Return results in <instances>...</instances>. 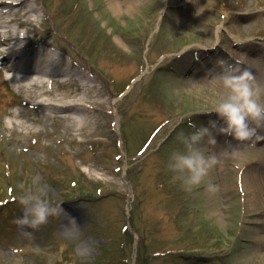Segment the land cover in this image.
Here are the masks:
<instances>
[{
  "label": "rangeland",
  "instance_id": "rangeland-1",
  "mask_svg": "<svg viewBox=\"0 0 264 264\" xmlns=\"http://www.w3.org/2000/svg\"><path fill=\"white\" fill-rule=\"evenodd\" d=\"M0 13V42L8 28L33 41L14 60L45 48L65 71L51 86L0 71V264H264V121L239 142L206 113L218 60L250 70L264 103V0H3ZM50 99L82 105L37 103ZM199 127L220 163L188 192L168 163ZM40 188L63 213L14 223Z\"/></svg>",
  "mask_w": 264,
  "mask_h": 264
},
{
  "label": "clouds",
  "instance_id": "clouds-1",
  "mask_svg": "<svg viewBox=\"0 0 264 264\" xmlns=\"http://www.w3.org/2000/svg\"><path fill=\"white\" fill-rule=\"evenodd\" d=\"M222 71L217 76L220 81L223 94L215 102L213 109L206 113L215 112L223 120L224 125L218 131L232 136L236 141L250 140L257 134V129L251 126V122L264 121V103L260 96L262 89L255 83L253 73L247 68L239 67L224 60H218ZM216 121L210 122L212 128H216ZM189 127H195L189 124ZM207 137V143L215 145L216 140L208 127H199L189 134L181 132L179 141L184 145V150L173 151L168 168L175 175L173 181H180L185 191L191 192L194 188L205 182L210 171L220 163L215 153L206 154L200 145ZM206 190L209 193L217 192L218 186L207 182ZM40 194H26L19 197V203L23 206V215L13 222L17 225L31 229H39L47 225L49 218L63 213L60 204L51 205L42 198L44 189L37 190Z\"/></svg>",
  "mask_w": 264,
  "mask_h": 264
},
{
  "label": "bare ground",
  "instance_id": "bare-ground-1",
  "mask_svg": "<svg viewBox=\"0 0 264 264\" xmlns=\"http://www.w3.org/2000/svg\"><path fill=\"white\" fill-rule=\"evenodd\" d=\"M3 0H0V4L2 3ZM22 2V1H21ZM24 2V1H23ZM2 8V6H1ZM5 10V9H4ZM31 8L29 11H27L28 13H30ZM2 16V14L0 13V17ZM3 26V25H2ZM4 32H6V34H8V37L4 38L2 40V42H0L1 46H0V61L3 65H5L6 62H12V69H9V71H14L16 70L17 72L22 71L24 73L23 76L26 77H17L15 75H11L12 78L18 79V81L22 84L25 85H29V86H36V85H40L43 86L45 84L48 83V85L50 86L51 81H54L53 78H56L58 80L59 76L64 74L65 71H62L61 73H59L58 71H56L55 69L52 68V63L55 61V57L56 54L50 50H46L45 48H40L37 49L34 52L33 57H29V58H25L24 60H21L19 62H13V60L17 57V55L21 52V50H23L26 45L32 43L33 41H31L29 39V37H24L26 39V41L22 40V36L18 35L17 31L15 29L12 28H8L7 30H5ZM28 35V34H26ZM27 39L29 40V42L27 41ZM20 41L17 44H12V41ZM59 58V57H58ZM59 61V60H58ZM58 64H62V65H67L69 64V62L66 61V59H64V57H62L59 61ZM45 66L46 69H44L43 66ZM41 67V68H40ZM32 72V74H35L34 76H28V74H30ZM46 76H50L51 78H48ZM76 77V76H75ZM48 81V82H47ZM46 87V86H44ZM47 89V87H46ZM50 89V88H48ZM80 99V98H79ZM82 101L80 100H70V101H65L63 103L61 102H55L52 101L50 99V101H45V100H41V102H37L39 105H50V106H55L56 105L58 107H65L67 106L68 109H74V111H78L80 109V106L82 105L81 103ZM257 123V122H255ZM258 178V177H257Z\"/></svg>",
  "mask_w": 264,
  "mask_h": 264
}]
</instances>
